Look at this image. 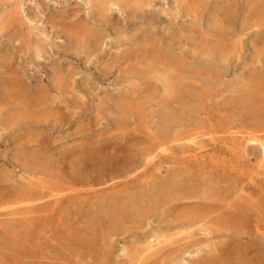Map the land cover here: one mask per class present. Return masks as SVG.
Listing matches in <instances>:
<instances>
[{
	"label": "rangeland",
	"instance_id": "1",
	"mask_svg": "<svg viewBox=\"0 0 264 264\" xmlns=\"http://www.w3.org/2000/svg\"><path fill=\"white\" fill-rule=\"evenodd\" d=\"M0 109V264H264V0H0Z\"/></svg>",
	"mask_w": 264,
	"mask_h": 264
},
{
	"label": "bare ground",
	"instance_id": "2",
	"mask_svg": "<svg viewBox=\"0 0 264 264\" xmlns=\"http://www.w3.org/2000/svg\"><path fill=\"white\" fill-rule=\"evenodd\" d=\"M103 4H104V3H103ZM109 4H110V3H109ZM99 8H100V7H99ZM108 8H109V7H108ZM101 9H103V8H101ZM101 9H100V10H101ZM189 9H190V8H189ZM248 9H249V8H248ZM249 10H250V9H249ZM102 11H103V10H102ZM249 12H250V11H249ZM101 13H102V12H101ZM103 13H104V12H103ZM15 17H16V16H15ZM257 17H258V16H257ZM16 18H17V17H16ZM228 18H229V17H228ZM255 18H256V17H255ZM17 19H18V18H17ZM66 20H68V19H66ZM234 20H235V19H234ZM222 22H223V21H222ZM227 22H228V21H227ZM213 23H214V22H213ZM57 24H58V23H56L55 26H58V25H59V24H58V25H57ZM8 25H10V24H7V26H8ZM217 25H218V24H217ZM60 26H61V24H60ZM60 26H58V28H60ZM70 26H71V25H70ZM10 27H12V26H10ZM62 27H63V29H65V28H64L65 26H62ZM213 27H214V26H213ZM8 28H9V26H8ZM66 29H67V28H66ZM12 30H13V28H12ZM61 30H62V29H61ZM67 30H68V29H67ZM68 31H69V30H68ZM68 31H67V32H68ZM63 33H64V32H63ZM10 34H11V33H10ZM66 34L68 35V33H66ZM230 34H232V33H230ZM6 36H7V35H6ZM13 38H14V37H13ZM175 38H176V37H175ZM152 41H154V40H152ZM30 42H31V41H30ZM148 42H149V41H148ZM222 42H223V41H222ZM224 42H225V41H224ZM224 42H223V43H224ZM149 43H150V42H149ZM151 43H152V42H151ZM213 48H214V47H213ZM221 48H222V47H221ZM40 49H41V47H40ZM218 50H219V49H218ZM40 52H43V51L40 50ZM162 52H163V51H162ZM162 52H161V53H162ZM219 52H220V51H219ZM7 55H8V54H7ZM7 55H6V56H7ZM222 56H223V55H222ZM166 57H167V55H166ZM15 59H16V58H15ZM119 61H120V60H119ZM178 61H179V60H178ZM2 63H3V62H2ZM4 65H5V64H4ZM4 65H2V67H3ZM6 66H7V65H6ZM180 66H181V65H180ZM169 67H170V66H169ZM181 68H182V67H181ZM1 69H2V68H1ZM5 69H6V68H5ZM6 71H7V70H5V73H6ZM142 72H143V71H142ZM146 72H147V71H146ZM143 73H144V72H143ZM179 73H180V72H179ZM5 75H6V74H5ZM13 76L16 77V76L13 75V73H12V77H10V78H13ZM140 76H141V75H140ZM143 76H144V75H143ZM6 77H7V76H6ZM144 77H145V76H144ZM154 77L156 78V76H154ZM57 78H58V77H57ZM152 78H153V76H152ZM157 78H158V77H157ZM3 79H4V78H3ZM6 79H7V78H6ZM15 79H16V78H15ZM15 79H14V80H15ZM153 79H154V78H153ZM158 79H159V78H158ZM4 80H5V79H4ZM4 80H3V81H4ZM16 80H17V79H16ZM20 80H21V79H20ZM148 80H149V79H148ZM5 81H6V80H5ZM8 81H9V80H8ZM178 81H179V80H178ZM167 82H168V81H167ZM174 82H175V81H174ZM176 82H177V81H176ZM22 83H23V82H22ZM177 83H178V82H177ZM177 83H176V84H177ZM4 84H5V83H4ZM4 84H3V85H4ZM8 84H9V83H8ZM10 84H11V83H10ZM169 84H170V87H173V86L171 85V83H169ZM148 85H149V87H150L151 84L148 83ZM8 86H9V85H7V87H6L7 89L9 88ZM24 86H25V84H24ZM166 86H167V85H166ZM20 87H21V86H19V88H20ZM57 87H58V85H57ZM59 87H60V86H59ZM6 88H5V89H6ZM12 88H13V87H12ZM68 88H69V87H68ZM5 89H4V90H5ZM20 89H21V88H20ZM58 89H59V88H58ZM64 89H65V88H64ZM170 89H173V88H170ZM175 89H176V88H175ZM4 90H3V91H4ZM10 90H13V89H10ZM59 90H60V89H59ZM59 90H58V91H59ZM149 90H150V89H149ZM166 90H167V89H166ZM7 91H9V89H8ZM22 91H23V87H22ZM22 91H21V93H23ZM63 91H64V90H63ZM133 91H134V90H133ZM152 91H153V88H152ZM171 91H172V90H171ZM175 91H176V90H175ZM11 92H12V94H13V91H11ZM16 92H17V91H16ZM37 92H38V91H37ZM168 92H169V91H168ZM178 92H179V91H178ZM8 93H9V92H8ZM8 93H7V94H8ZM48 93H49V92H48ZM67 93H68V92H67ZM67 93L64 92V94H67ZM129 93H130V92H129ZM148 93H149V92H148ZM153 93H154V92H153ZM175 93H176V92H175ZM25 94H27V93H25ZM31 94H32V93H31ZM33 94H34V93H33ZM131 94H132V93H131ZM179 94H180V93H179ZM21 95H22V94H21ZM27 95H29V93H28ZM27 95H25V96H27ZM43 95H44V94H43ZM132 95H133V94H132ZM136 95H137V94H136ZM169 95H170V93H169ZM180 95H181V94H180ZM41 96H42V95H41ZM150 96H151V95H150ZM172 96H173V95H172ZM10 97H11V95H10ZM15 97H16V96H15ZM30 97H31V96H30ZM36 97H37V96H36ZM11 98H12V97H11ZM39 98H40V97H39ZM44 98H45V96H44ZM127 98H128V97H127ZM149 98H150V97H149ZM163 98H164V97H163ZM163 98H162V99H163ZM175 98H176V97H175ZM6 99H7V98H6ZM12 99H13V98H12ZM20 99H21V98H20ZM2 100H3V98H2ZM7 100H8V99H7ZM7 100H6V101L4 100V101L7 102ZM35 100H36V99H35ZM35 100L33 99V101H35ZM68 100H70V99H68ZM199 100H201V99H199ZM8 101H10V100H8ZM13 101H14V100H13ZM40 101H41V100H40ZM123 101H124V100H123ZM129 101H132V100H129ZM11 102H12V101H11ZM16 102H17V101H16ZM25 102H26V101H25ZM25 102H24V103H25ZM38 102H39V101H38ZM68 102L71 103L72 100H71V101H68ZM117 102H118V101H117ZM117 102H116V103H117ZM147 102H148V101H147ZM184 102H185V101H184ZM186 102H187V101H186ZM191 102H192V101H191ZM200 102H201V101H200ZM200 102H198V103H200ZM8 103H10V102H8ZM8 103H6V104H8ZM12 103H14V102H12ZM39 103H40V102H39ZM114 103H115V101H114ZM126 103H127V102H126ZM129 103H131V102H129ZM148 103H149V102H148ZM148 103H145V104H148ZM166 103H167V102H166ZM15 104H16V103H15ZM22 104H23V103H22ZM22 104H21V105H22ZM44 104H46V103H44ZM120 104H121V103H120ZM120 104H118V105L120 106ZM134 104H135V103H134ZM158 104H159V103H158ZM171 104H172V103H171ZM11 105L13 106V104H11ZM26 105H27V104H26ZM67 105H68V104H67ZM115 105H116V104H115ZM118 105H117V106H118ZM125 105H129V104H125ZM136 105H137L136 107H138V106L141 107V104L138 105V103H137ZM176 105H177V104H176ZM185 105H186V103H185ZM187 105H188V104H187ZM248 105H249V104H248ZM5 106H6V105H5ZM27 106H28V105H27ZM27 106H26V107H27ZM41 106H42V104H41ZM54 106H55V105H54ZM112 106H114V105L112 104ZM112 106H111V107H112ZM143 106H144V105H143ZM162 106H165V105H162ZM13 107H14V106H13ZM13 107H12V108H13ZM43 107H44V106H43ZM136 107L134 106V108H136ZM166 107H167V106H166ZM178 107H180V106L178 105ZM6 108H7V107H6ZM15 108L18 109L17 107H15ZM15 108H14V109H15ZM38 108H39V107H38ZM114 108H115V107H114ZM114 108H113V109H114ZM147 108H148V107H147ZM158 108H159V107H158ZM168 108H169V107H168ZM184 108H185V107H184ZM189 108H190V107H189ZM10 109H11V108H10ZM21 109H22V108H21ZM41 109H42V108H41ZM113 109H112V110H113ZM136 109H137V108H136ZM0 110H1V109H0ZM18 110H19V109H18ZM25 110H26V109H25ZM39 110H40V109H38V111H39ZM50 110H51V109H50ZM53 110H55V109H53ZM126 110H127V109H126ZM138 110H139V107H138ZM138 110H137V111H138ZM140 110H141V109H140ZM170 110H171V109H170ZM178 110H179V109H178ZM13 111L17 112L16 110H13ZM30 111H31V110H30ZM34 111H36V110H34ZM48 111H49V110H48ZM113 111H114V110H113ZM117 111H118V108H117ZM119 111H120V108H119ZM127 111H128V110H127ZM141 111H142V110H141ZM176 111H177V110H176ZM15 112H14V113H15ZM19 112H22V111L20 110V111H18V113H19ZM24 112H25V111H24ZM115 112H116V111H115ZM129 112H130V109H129ZM129 112H128V113H129ZM180 112L183 113L182 111H180ZM2 113H3V112H2ZM11 113H12V112H11ZM26 113H28V112L26 111ZM140 113H141V112H140ZM48 114H49V112H48ZM125 114H126V113H125ZM176 114H177V113H176ZM12 115H13V114H12ZM36 115H37V114H36ZM44 115H45V114H44ZM121 115H122V113H121ZM186 115H187V114H186ZM1 116H2V115H1ZM7 116H8V115H7ZM16 116H17V115H16ZM20 116H21V113H20ZM20 116H19V119L21 120V117H20ZM28 116H29V115H28ZM117 116H118V114H117ZM123 116H126V115L123 114V115L121 116V118H123ZM127 116H129V115H127ZM127 116H126V117H127ZM173 116H174V114H173ZM178 116H179V114H178ZM188 116H189V115H188ZM5 117H6V116H5ZM5 117H4V118H5ZM22 117H23V116H22ZM53 117H54V116H53ZM184 117H185V116H184ZM186 117H187V116H186ZM11 118L14 119V120L16 119V118H13L12 116H11ZM29 118H30V116H29ZM44 118H45V117H44ZM47 118H48V117H47ZM121 118H120V119H121ZM171 118H172V116H171ZM175 118H176V116H175ZM178 118H179V117H178ZM12 119H11V120H12ZM30 119H31V118H30ZM45 119H46V118H45ZM49 119H50V118H49ZM120 119H119V120H120ZM166 119H167V118H166ZM5 120H6V119H5ZM14 120H13V121H14ZM32 120H33V119H32ZM161 120H162V119H161ZM164 120H165V119H164ZM164 120H163V121H164ZM182 120H183V119H182ZM185 120H186V119H185ZM187 120H188V119H187ZM13 121H12V122H13ZM15 121H16V120H15ZM24 121H26V119H25ZM48 121H49V120H48ZM116 121H117V120H116ZM124 121H125V120H124ZM178 121H179V120H178ZM17 122H18V121H17ZM19 122H20V121H19ZM19 122H18V123H19ZM28 122H29V121H28ZM45 122H46V120H45ZM125 122H126V121H125ZM166 122H168V121H166ZM171 122H172V120H171ZM173 122H174V121H173ZM240 122H241V121H240ZM30 123H32V122L30 121ZM47 123H48V122H47ZM53 123H54V121H53ZM57 123H58V122H57ZM116 123H117V122H115V124H116ZM122 123H123V121H122ZM163 123H164V122H163ZM175 123H176V122H175ZM184 123H185V122H184ZM5 124H7V122L3 124V127H4ZM23 124H24V122H23ZM36 124H37V123H36ZM36 124H35V126H36ZM39 124H40V123H39ZM115 124H114V125H115ZM119 124H120V123H119ZM159 124H160V123H159ZM164 124H165V123H164ZM170 124H172V123H170ZM0 125H1V124H0ZM24 125H26V124H24ZM24 125H22V126H24ZM33 125H34V122H33ZM162 125H163V124H162ZM1 126H2V125H1ZM5 126H6V125H5ZM7 126H8V124H7ZM14 126L16 127V125H14ZM28 126H29V125H28ZM42 126H43V125H42ZM18 127H19V125H18ZM24 127H25V126H24ZM116 127H117V126H116ZM118 127H119V126H118ZM181 127H182V126H181ZM196 127H197V126H196ZM243 127H245V126H243ZM243 127H242V129H243ZM27 128H28V127H27ZM119 128L121 129V126H120ZM125 128H126V126H125ZM161 128H162V127H161ZM165 128H166V127L164 126V129H163V128H162V129L165 130ZM2 129H3L4 131L6 130V132L9 130V129H5V127L2 128ZM16 129H17V127H16ZM41 129H42V128H41ZM122 129H123V128H122ZM162 129H161V130H162ZM48 130H49V129H48ZM110 130H111V129H110ZM125 130H126V129H125ZM159 130H160V129H159ZM178 130H179V127H178ZM182 130H183V129H182ZM10 131L13 132L11 129H10ZM120 131H121V130H120ZM184 131H185V130H184ZM161 132H162V131H161ZM163 132H164V131H163ZM163 132H162V133H163ZM182 132H183V131H182ZM9 133H10V132H9ZM118 134H119V133H118ZM120 134H121V133H120ZM247 134H248V133H247ZM42 135H43V134H42ZM121 135H124V134H121ZM121 135H119V137H120ZM35 136H36V135H35ZM39 136H41V135L39 134ZM248 136H249V134H248ZM8 137H9V136H8ZM41 137H42V136H41ZM115 137H116V136H115ZM115 137H113V138H115ZM134 137H135V136H134ZM134 137H133V138H134ZM136 137H137V136H136ZM21 138H23V137H21ZM21 138H20V139H21ZM137 138H138V137H137ZM137 138H135V140H136ZM18 139H19V138H18ZM36 139H37V138H36ZM38 139H39V138H38ZM47 139H48V138H47ZM108 139H109V138H108ZM120 139H121V138H120ZM120 139H119V140H120ZM126 139H127V138H126ZM129 139H130V138H129ZM138 139H139V138H138ZM8 140H9V139H8ZM112 140H113V139H112ZM114 140H115V139H114ZM247 140H249V138H248ZM257 140H258V139H257ZM14 141H15V140H14ZM14 141H13V142H14ZM18 141H19V140H18ZM33 141H37V140L34 139ZM43 141H44V140H43ZM104 141H105V139H104ZM250 141H251V140H250ZM44 142H45V141H44ZM110 142H111V141H110ZM113 142H115V141H113ZM125 142H126V141H125ZM214 142H215V141H214ZM248 142H249V141H248ZM19 143H20V142H19ZM22 143H23V142H22ZM31 143H32V142H31ZM33 143H34V142H33ZM45 143H46V142H45ZM47 143H48V142H47ZM47 143H46V144H47ZM115 143H116V142H115ZM115 143H113V144L115 145ZM2 144H3V143H2ZM10 144H11V143H10ZM16 144H17V142H16ZM48 144H50V142H49ZM101 144H104V143H101ZM111 144H112V143H111ZM117 144H118V143H117ZM125 144H126V143H125ZM125 144H124V146H125ZM133 144H134V143H133ZM5 145H6V144H5ZM17 145H18V144H17ZM23 145H24V144H23ZM29 145H30V144H29ZM29 145H28V146H29ZM32 145H33V144H32ZM41 145H42V144H41ZM119 145H120V144H119ZM127 145H128V144H126V146H127ZM131 145H132V144H131ZM135 145H136V144H135ZM251 145H252V144H251ZM14 146H15V145H14ZM24 146H25V145H24ZM26 146H27V145H26ZM28 146H27V147H28ZM33 146H34V145H33ZM33 146H32V147H33ZM38 146H39V145H38ZM105 146H106V145H105ZM116 146H117V145H116ZM116 146H115V149H117ZM121 146H122V145H121ZM128 146H129V145H128ZM132 146H134V145H132ZM27 147H24V148H27ZM30 147H31V146H30ZM32 147H31V148H32ZM35 147H37V146H35ZM39 147H40V146H39ZM41 147H42V146H41ZM46 147L48 148V146H46ZM85 147H86V146H85ZM113 147H114V146H113ZM134 147H135V146H134ZM19 148H20V147H19ZM21 148H22V147H21ZM50 148H51V150H54V148H52V147H50ZM110 148H112V147H110ZM118 148H119V147H118ZM124 148H125V147H124ZM124 148H123V149H124ZM129 148H130V147H129ZM159 148L162 149L161 147H159ZM39 149H40V148H39ZM119 149H120V148H119ZM29 150H30V148H29ZM42 150H43V149H41L40 152H41ZM72 150H74V149H72ZM76 150H77V149H76ZM76 150H75V151H76ZM99 150H100V149H98V151H99ZM24 151H25V150H24ZM26 151H27V149H26ZM56 151H57V150H56ZM68 151H69V150H68ZM79 151H80V150H79ZM121 151H122V150H121ZM153 151H154V150H153ZM27 152H28V151H27ZM27 152H26V153H27ZM29 152H30V151H29ZM47 152H49V151H47ZM47 152H46V153H47ZM95 152H96V151H95ZM95 152L92 153V150H91L90 153H91L92 155H93V154L97 155V158H96V159H100L101 157L99 158V156H98L99 154H96ZM101 152H102V151H101ZM103 152H105V151H103ZM106 152H107V151H106ZM113 152H114V151H113ZM119 152H120V151H119ZM150 152H152V151H150ZM155 152H156V151H155ZM223 152H224V151H223ZM50 153H51V152H50ZM57 153H60V152H57ZM57 153H54V155L57 154ZM76 153H77V152H76ZM82 153H83V152H82ZM88 153H89V152H88ZM97 153H98V152H97ZM115 153H116V152H115ZM21 154H22V153H21ZM29 154H30V156L28 155V157H31L32 154H31V153H29ZM39 154H40V153H39ZM39 154H38V155H39ZM65 154H66V153H65ZM65 154H64V155H65ZM69 154H71L70 151H69ZM85 154H86V153H85ZM85 154H84V155H85ZM100 154H101V153H100ZM150 154H152V153H150ZM23 155H24V154H23ZM33 155H34V154H33ZM38 155H37V156H38ZM61 155H63V154H61ZM66 155H67V154H66ZM72 155H74V154H72ZM89 155H90V154H89ZM89 155H88V156H89ZM106 155L109 156V154H106ZM110 155H111V153H110ZM24 156H25V155H24ZM42 156H43V155H42ZM49 156H50V155H49ZM56 156H57V155H56ZM86 156H87V154H86ZM88 156H87V157H88ZM90 156H91V155H90ZM104 156H105V154H104ZM111 156H112V155H111ZM120 156H122V155H120ZM124 156H125V155H124ZM22 157H23V156H22ZM26 157H27V156H26ZM32 157H33V156H32ZM35 157H36V156H35ZM51 157H52V156H51ZM53 157H55V156H53ZM63 157H64V156H63ZM67 157H68V156H67ZM70 157H71V155H70ZM87 157H86V158H87ZM147 157H148V156H147ZM14 158H15V157H14ZM14 158H12V159H14ZM55 158H56V157H55ZM65 158H66V157H65ZM73 158H74V157L72 156V159H73ZM82 158H83V157H82ZM90 158L93 159V157H90ZM115 158L119 159L118 157H115ZM149 158H150V157H149ZM17 159H19V158H17ZM20 159H21V158H20ZM20 159H19V160H20ZM41 159H42V158H41ZM59 159H60V158H59ZM62 159H63V158H62ZM68 159L71 161L70 158H67V160H68ZM92 159H91V161H92ZM106 159H107V158H106ZM3 160H4V159H3ZM19 160H17V161H19ZM27 160H28V158H27ZM30 160H31V159H30ZM43 160H45V159H43ZM48 160H49V159H48ZM48 160L45 161V162H48ZM102 160H103V159H102ZM109 160H110V159H109ZM125 160H127V159H125ZM25 161H26V160H25ZM31 161H32V160H31ZM40 161H41V160H40ZM40 161H39V163H40ZM51 161H52V160H51ZM64 161H66V160H64ZM97 161H98V160H97ZM116 161H117V160H116ZM127 161H128V160H127ZM146 161H148V160H146ZM19 162H20V161H19ZM23 162H24V161H23ZM32 162H33V161H32ZM32 162H31V163H32ZM36 162H37V164H38V160H37ZM45 162H44L43 164H46V165H47V163H45ZM52 162H53V161H52ZM52 162H51V164L53 165ZM54 162H56V160H54ZM57 162H58V161H57ZM57 162H56V163H57ZM74 162H76V161H74ZM83 162H84V159H83ZM88 162H89V161H88ZM101 162H102V161H101ZM117 162H118V161H117ZM149 162H150V161H149ZM17 163H18V162H17ZM25 163H26V162H25ZM29 163H30V162H29ZM34 163H35V160H34ZM58 163H59V162H58ZM66 163H69V162L66 161ZM70 163H72V162H70ZM80 163H81V162H80ZM54 164H55V163H54ZM62 164H63V163H62ZM103 164H104V163H102L101 165L104 166ZM13 165H14V164H13ZM15 165H16V164H15ZM15 165H14V166H15ZM35 165H36V164H35ZM35 165H31V166L34 167ZM52 165H51V166H52ZM56 165H57V164H56ZM56 165H54V166H56ZM63 165H64V164H63ZM80 165H81V164H80ZM84 165H85V163H84ZM97 165H98V164H97ZM97 165H95V166L97 167ZM105 165H107V164L105 163ZM205 165H206V164H205ZM14 166H13V167H14ZM43 166H44V165H43ZM48 166H49V165H48ZM87 166H89V165L87 164ZM102 166H100V167H102ZM118 166H119V165H118ZM118 166H117V167H118ZM207 166H208V165H207ZM210 166H211V165H210ZM15 167H16V166H15ZM37 167H39V166H37ZM70 167H71V166H70ZM90 167H92V166H90ZM96 167H95V168H96ZM104 167H105V166H104ZM106 167H107V166H106ZM115 167H116V166H115ZM18 168L20 169V166H19ZM23 168H24L23 171H25L26 169L28 170V168H26V169H25V167H23ZM40 168L43 169L41 166H40ZM50 168H51V167H50ZM52 168H53V167H52ZM54 168H56V167H54ZM76 168H77V165H76ZM78 168H79V167H78ZM92 168H94V165H93ZM98 168H99V167H98ZM111 168H112V167H110V169H111ZM121 168H122V167H121ZM208 168H209V167H208ZM4 169H5V168H4ZM33 169H34V168H33ZM35 169H36V168H35ZM81 169H82V167H81ZM81 169H80V170H81ZM99 169H100V168H99ZM102 169H104V168H102ZM216 169L218 170V167H217ZM0 170H1V169H0ZM2 170H3V168H2ZM12 170H13V169H12ZM17 170H18V169H17ZM21 170H22V169H21ZM37 170L39 171V168H37ZM51 170H52V169H51ZM90 170H91V169H90ZM93 170H94V169H93ZM107 170H108V169H107ZM4 171H5V170H4ZM60 171H61V170H60ZM75 171H76V169H75ZM91 171H92V170H91ZM96 171H97V170H96ZM101 171H102V170H101ZM103 171H104V170H103ZM105 171H106V170H105ZM105 171H104V172H105ZM108 171H109V170H108ZM210 171H211V170H210ZM7 172H8V171H7ZM9 172H10V171H9ZM9 172H8V173H9ZM36 172H37V171H36ZM39 172H40V171H39ZM39 172H38V173H39ZM41 172L44 173V170H41ZM53 172H54V171H53ZM113 172H114V170H113ZM3 173H5V172H3ZM3 173H2V174H3ZM8 173H7V174H8ZM27 173H28V172H27ZM32 173H33V172H32ZM48 173H49V172H48ZM48 173H47V174H48ZM67 173H68V172H67ZM90 173H91V172H90ZM105 173H106V172H105ZM111 173H112V172H111ZM220 173H221V172H220ZM220 173H218V174L220 175ZM13 174H14V173H13ZM78 174H79V173H78ZM78 174H77V175H78ZM99 174H100V173H99ZM221 174H222V173H221ZM229 174H230V173H229ZM3 175H4V174H3ZM3 175H2V176H3ZM5 175H6V174H5ZM10 175H12V174H10ZM25 175H26V174H25ZM44 175H46V174H44ZM60 175H61V174H60ZM70 175H71V174H70ZM106 175H107V173H106ZM213 175H214V174H213ZM222 175H223V174H222ZM231 175H232V174H231ZM22 176H23V175H22ZM38 176H39V174H38ZM80 176H81V175H80ZM86 176H87V174H86ZM95 176H96V175H95ZM224 176H225V175H224ZM6 177H7V176H6ZM65 177H66V176H65ZM65 177H64V178H65ZM83 177H84V175H83ZM87 177H90V176H87ZM87 177H86V178H87ZM106 177H108V175H107ZM217 177H218V176H217ZM219 177H220V176H219ZM7 178H8V177H7ZM74 178H75V177H74ZM84 178H85V177H84ZM84 178H83V179H84ZM215 178H216V177H215ZM1 179H2V178H1ZM10 179H11V178H10ZM19 179H20V178H19ZM21 179H22V178H21ZM68 179H69V178H67V180H68ZM71 179H72V178H71ZM216 180H217V179H216ZM11 181H12V180H11ZM18 181H20V180H18ZM38 181H39V180H38ZM69 181H70V180H69ZM75 181H76V180H75ZM84 181H85V180H84ZM97 181H98V180H97ZM99 181H100V179H99ZM212 181H213V180H212ZM214 181H215V180H214ZM12 182H13V181H12ZM14 182H16V181H14ZM21 182L23 183V181H20V183H21ZM206 182H207V180H206ZM209 182H210V184L208 183L209 186H212L213 184L211 185V181H209ZM71 183H72V181H71ZM24 184H25V183H24ZM184 184H185V183H184ZM186 184H187V183H186ZM6 185H7V184H6ZM6 185H4V186H6ZM18 185H19L20 188L22 187V186H20V184H18ZM27 185H28V184H27ZM27 185H26V186H27ZM31 185H32V184H31ZM41 185H42V184H41ZM29 186H30V185H29ZM29 186H28V189H26V190H27L26 192H28V190H29ZM166 186H167V185H166ZM11 187H12V186H10V188H11ZM214 187H215V186H214ZM16 188H17V187H16ZM66 188H67V187H66ZM169 188H170V187H169ZM182 188H183V187H182ZM182 188H180V189H182ZM8 189H9V187H8ZM21 189H22V188H21ZM70 189H71V188H70ZM165 189H166V188H165ZM173 189H174V188H173ZM205 189H206V188H205ZM216 189L218 190V188H216ZM12 190L14 191V189H12ZM12 190L10 189V192H11ZM22 190H23V189H22ZM30 190H32V188H31ZM35 190H36V189H35ZM38 190H40V189H38ZM32 191H33V194H34V193H35L34 190H32ZM32 191H31V192H32ZM149 192H150V190H149ZM207 192H208V191H207ZM8 193H9V192H8ZM11 193H12V192H11ZM11 193H10V194H11ZM46 193H47V192H46ZM181 193H182V192H181ZM0 194H1V193H0ZM13 194H14V193H13ZM31 194H32V193H31ZM31 194H30V195H31ZM36 194H37V193H36ZM36 194H34V196H35ZM40 194H42V193H40ZM118 194H119V193H118ZM132 194H133V193H132ZM134 194H135V193H134ZM156 194H157V193H156ZM187 194H188V193H187ZM205 194H206V193H205ZM42 195H43V194H42ZM44 195H45V194H44ZM44 195H43V196H44ZM113 195H114V194H113ZM157 195H159V194H157ZM179 195H180V194H179ZM179 195H178V196H179ZM200 195H201V194H200ZM13 196H14V195H13ZM18 196H19V195H18ZM38 196H39V194H38ZM45 196H46V195H45ZM49 196H50V195H49ZM54 196H56V195H53L52 197L54 198ZM122 196H123V194H122ZM125 196H126V195H125ZM143 196H144V195H143ZM129 197H130V196H129ZM131 197H132V196H131ZM141 197H142V196H141ZM182 197H185V196H182ZM187 197H188V196H187ZM187 197H185V198H187ZM198 197H200V196H198ZM206 197H207V199H208V195H207ZM35 198H36V197H35ZM42 198H43V197H42ZM42 198H41V199H42ZM50 198H51V197H50ZM50 198H49V200H50ZM120 198H121V197H120ZM123 198H125V197L123 196ZM142 198H143V197H142ZM145 198L147 199V197H145ZM179 198H180V196H179ZM31 199H32V198H31ZM33 199H34V198H33ZM106 199H107V198H106ZM125 199H127V198H125ZM125 199H123L122 201H126ZM136 199H137V198H136ZM140 199H141V198H140ZM143 199H144V198H143ZM151 199H152V198H151ZM166 199H167V198H166ZM180 199H181V198H180ZM200 199H202V197H201ZM3 200H4V199H3ZM51 200H52V199H51ZM58 200H59V199H58ZM100 200H101V199H100ZM103 200H104V198H103ZM107 200H109V199H107ZM133 200L136 201L135 199H133ZM148 200H149V199H148ZM153 200H154V199H153ZM153 200H151V201H153ZM162 200H163V199H162ZM162 200H161V201H162ZM202 200H203V199H202ZM6 201H7V199H6ZM19 201H20V200H19ZM30 201H31V200H30ZM33 201H34V200H33ZM101 201H102V200H101ZM128 201H129V200H128ZM205 201H206V200H205ZM224 201H225V200H224ZM7 202H8V201H7ZM42 202H43V201H42ZM107 202H108V201H107ZM107 202H106V203H107ZM116 202H117V201H116ZM131 202H132V201H131ZM139 202L141 203L142 201H139ZM139 202H137V203H139ZM146 202H147V201H146ZM157 202H158V201H157ZM166 202H167V201H166ZM9 203H10V202H9ZM13 203H15V202H13ZM39 203H40V202H39ZM52 203H54V201L51 202V204H52ZM108 203H109V202H108ZM108 203H107V204H108ZM132 203H133V202H132ZM140 203H139V204H140ZM153 203H154V202H153ZM164 203H165V202H164ZM2 204H4V203H2ZM23 204H24V203H23ZM28 204H29V203H28ZM28 204H27V206H28ZM32 204H33V203H32ZM51 204H50V205H51ZM98 204H100V203H98ZM101 204H103V203H101ZM104 204H105V203H104ZM123 204H126V203L123 202L122 205H123ZM159 204H160V203H159ZM161 204H162V203H161ZM161 204H160V205H161ZM226 204H227V203H226ZM4 205H5V204H4ZM8 205H9V204H8ZM10 205H12V204H10ZM24 205H25V204H24ZM43 205H44V203H43ZM142 205H143V203H142ZM151 205H152V203H151ZM165 205H166V204H165ZM210 205H212V204H210ZM227 205H228V204H227ZM0 206H1V205H0ZM37 206H39V207H37V208H40V205H39V204H38ZM70 206H71V205H70ZM80 206H81V205H80ZM100 206H101V205H100ZM100 206L98 205L99 208H100ZM123 206H125V205H123ZM126 206H127V205H126ZM126 206H125V207H126ZM129 206H130V204H129ZM153 206H154V205H153ZM33 207H34V206H33ZM112 207H113V206H112ZM127 207H128V206H127ZM210 207H211V206H210ZM220 207H221V206H220ZM223 207H224V206H223ZM230 207H231V205H230ZM232 207H233V206H232ZM6 208H7V207H6ZM15 208H18V207H15ZM20 208H21V207H20ZM30 208H31V206H30ZM42 208H43V207L41 206V208H40V209H37V211L40 210V212H41V211H42V210H41ZM114 208H115V207H114ZM214 208H215V207H214ZM234 208H235V207H234ZM0 209H2V208H0ZM50 209H51V208H50ZM53 209H54V206H53ZM56 209H57V208H56ZM56 209H55V210H56ZM112 209H113V208H112ZM126 209H127V208H126ZM128 209H129V207H128ZM136 209H137V210H141V208L138 209V206H137ZM147 209H148V208H147ZM152 209H153V208H152ZM156 209H157V207H156ZM160 209H161V208H160ZM160 209H159V210H160ZM216 209H217V208H216ZM218 209H219V207H218ZM231 209H233V208H231ZM22 210H23V209H22ZM44 210H45V209H43V211H44ZM113 210H114V209H113ZM113 210H112V211H113ZM133 210H134V209H133ZM144 210H145V209H144ZM225 210H227V209H225ZM236 210H237V209H236ZM33 211H36V210H33ZM52 211H53V210H52ZM109 211H110V209H109ZM135 211H136V210H135ZM239 211H240V210H239ZM50 212H51V211H50ZM53 212H55V211H53ZM116 212H117V211H116ZM133 212H134V211H133ZM136 212H137V211H136ZM148 212H149V211H148ZM151 212H152V211H151ZM27 213H29V212H27ZM34 213H35V212H33V215H34ZM110 213H111V212H110ZM126 213H127V212H126ZM143 213H144V212H143ZM236 213H237V212H236ZM29 214H30V213H29ZM37 214H39V212H38ZM40 214H42V213H40ZM54 214H55V213H54ZM102 214H105V213H102ZM115 214H116V213H115ZM124 214H125V213H124ZM146 214H147V213H146ZM21 215H22V214H21ZM47 215H49V214H47ZM96 215H98V213H97ZM121 215H122V214H121ZM133 215H134V214H133ZM22 216H23V215H22ZM34 216H35V215H34ZM53 216H54V215H53ZM109 216H110V215H109ZM109 216H108V219H109ZM119 216H120V215H119ZM122 216H123V215H122ZM134 216H135V215H134ZM148 216H149V215H148ZM235 216H236V214H235ZM235 216H234V217H235ZM244 216H246V214H245ZM244 216H243V217H244ZM35 217H36V216H35ZM38 217H39V216H38ZM42 217H43V216H42ZM44 217H45V214H44ZM49 217H50V216H49ZM58 217H59V216H58ZM117 217H118V216H117ZM137 217H139V216H137ZM141 217H142V216H141ZM143 217H145V215H144ZM224 217H225V216H224ZM234 217H233V218H234ZM236 217H237V219H238V215H237ZM240 217H241V214H240ZM240 217H239V219H240ZM21 218H22V217H21ZM46 218H48V217H46ZM65 218H66V217H65ZM99 218H100V217H99ZM120 218H121V216H120ZM127 218H128V217H127ZM216 218H217V217H216ZM220 218H221V217H220ZM220 218H219V219H220ZM227 218H228V220H227L228 222H229V219H230V220L233 219V218H229V217H227ZM38 219H40V218H38ZM48 219H49V218H48ZM93 219H94V217H93ZM93 219H92V220H93ZM108 219H107V220H108ZM118 219H119V218H118ZM123 219H124V218H122V220H123ZM41 220H42V219H41ZM99 220H101V219H99ZM104 220H105V219H104ZM119 220H120V219H119ZM194 220H195V219H194ZM194 220H193V222H194ZM211 220H212V219H211ZM221 220H223V219H221ZM225 220H226V219H225ZM240 220H243V219H240ZM47 221H48V220H47ZM115 221H116V220H115ZM165 221H166V220H165ZM195 221H196V220H195ZM227 221H226V222H227ZM236 221H237V220H236ZM26 222H27V221H26ZM26 222H25V223H26ZM34 222H38V221H34ZM42 222H44V221H42ZM48 222H49V221H48ZM107 222H109V221H107ZM123 222H124V221H123ZM137 222H138V221H137ZM193 222H192V223H193ZM218 222L220 223V221H218ZM224 222H225V221H224ZM231 222H232V220H231ZM28 223H29V222H28ZM46 223H47V222H46ZM101 223H103V222H101ZM113 223H114V222H113ZM116 223H117V222H116ZM126 223H127V222H125V224H126ZM129 223H130V221H129ZM162 223H163V222H162ZM185 223H186V222H185ZM229 223H230V222H229ZM89 224H91V223H89ZM119 224H120V223H119ZM119 224H118V225H119ZM169 224H170V223H169ZM176 224H180V223H176ZM186 224H187V223H186ZM189 224H191V223H189ZM221 224H222V223H221ZM223 224H224V223H223ZM24 225H25V224H24ZM35 225H37V223H36ZM35 225H34V226H35ZM63 225H64V224H63ZM87 225H88V224H87ZM92 225H93V224H92ZM92 225H91V226H92ZM115 225H117V224H115ZM115 225H114V226H115ZM132 225H134V223H133ZM161 225H162V224H161ZM229 225H230V224H229ZM25 226H26V225H25ZM93 226H95V224H94ZM93 226H92V227H93ZM114 226H113V227H114ZM120 226H121V225H120ZM134 226H135V225H134ZM136 226H138V225H136ZM139 226H140V225H139ZM173 226H174V225H173ZM175 226H176V225H175ZM35 227H36V226H35ZM161 227H162V226H161ZM165 227H166V226H165ZM179 227H182V226H179ZM225 227H226V226H225ZM38 228H39V227H38ZM100 228H101V227H100ZM138 228H139V227H138ZM166 228H167V227H166ZM168 228H169V227H168ZM173 228H174V227H173ZM227 228H228V227H227ZM24 230H25V229H24ZM31 230H32V229H31ZM100 230L102 231V228H101ZM104 230H105V229H104ZM113 230H114V229H113ZM101 231H100V233H101ZM41 232H42V231H41ZM112 233H113V231H112ZM115 233H116V231H115ZM107 235H108V233H107ZM109 235H110V234H109ZM145 235H146V234H145ZM145 235H144V236H145ZM99 236H100V235H99ZM168 236H169V235H168ZM105 237H107V236L105 235ZM145 237H146V236H145ZM152 237H153V236H152ZM100 239H101V236H100ZM106 239H107V238H106ZM138 239H139V238H138ZM156 240H158V238H157ZM0 241H1V240H0ZM86 241H87V240H86ZM105 241H106V240H105ZM105 241H104V242H105ZM71 243H72V242H71ZM88 243H89V241H88ZM152 243H153V242H152ZM152 243H151V246L153 245ZM155 243H157V242H155ZM155 243H154V244H155ZM13 246H14V245H13ZM148 246H150V244H148ZM105 247H106V246H105ZM144 248H146V247H144ZM148 249H149V248H148ZM151 249H152V248H151ZM102 250H103V249H102ZM145 250H146V249H145ZM59 251H61V250H59ZM22 254H23V253H22ZM30 255H31V254H30ZM54 258H55V257H54ZM57 259H58V258H57ZM27 261H28V260H27ZM54 261H55V260H54Z\"/></svg>",
	"mask_w": 264,
	"mask_h": 264
}]
</instances>
